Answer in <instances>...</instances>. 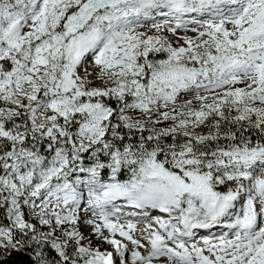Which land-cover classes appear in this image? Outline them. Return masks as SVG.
<instances>
[{
    "label": "snow or ice",
    "instance_id": "1",
    "mask_svg": "<svg viewBox=\"0 0 264 264\" xmlns=\"http://www.w3.org/2000/svg\"><path fill=\"white\" fill-rule=\"evenodd\" d=\"M0 264H264V0H0Z\"/></svg>",
    "mask_w": 264,
    "mask_h": 264
}]
</instances>
